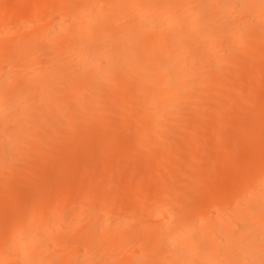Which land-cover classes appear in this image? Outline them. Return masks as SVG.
<instances>
[{
    "label": "bare ground",
    "instance_id": "1",
    "mask_svg": "<svg viewBox=\"0 0 264 264\" xmlns=\"http://www.w3.org/2000/svg\"><path fill=\"white\" fill-rule=\"evenodd\" d=\"M17 15L25 20L13 19ZM245 72L248 80L240 81ZM260 83L264 87V0H0V264H94L113 255L115 264L156 257L163 264H264V144L244 163L233 159L256 133L264 135L262 102L246 113L235 104L239 98L258 104L248 90ZM209 85L213 96L215 88L236 92L216 99ZM263 87L253 91L261 95ZM198 101L200 111L192 107ZM185 110L183 117L196 110L202 116L194 112L196 118L180 121ZM236 113L245 115L235 121ZM175 118L174 127L182 129L176 135L188 122L202 127L215 118L206 130L239 124V140L228 155L223 151L228 158L219 166L206 155L211 165L206 160L208 167L190 175L187 167L201 164L205 147L185 153L200 128L182 136L186 144L170 136L184 145L183 154L182 146L181 153L178 146L176 153L164 148L165 155H152L162 159H152L143 177L126 178V169L115 188L114 176L121 174L115 171L136 165L124 160L126 152L175 147L162 138L173 133L168 122ZM211 132L204 137L223 148ZM116 148L127 151L116 154ZM33 149L40 157L28 159ZM93 151L100 156L91 158ZM172 152L188 165L190 179L155 189L176 168L181 173ZM80 162L89 165L85 175L67 186L64 175H75ZM39 165L53 173H40ZM147 189L148 197L131 196ZM73 196L78 206L70 209Z\"/></svg>",
    "mask_w": 264,
    "mask_h": 264
},
{
    "label": "rangeland",
    "instance_id": "2",
    "mask_svg": "<svg viewBox=\"0 0 264 264\" xmlns=\"http://www.w3.org/2000/svg\"><path fill=\"white\" fill-rule=\"evenodd\" d=\"M102 2H105V1H102ZM20 16H21V18H20ZM16 17H18V18H20V19H18V18H16ZM16 17H14L13 19H16V20H19V21H21V20L24 21V20H25V18H23L22 15H17ZM22 18H23V19H22ZM16 20H15V21H16ZM22 21H21V22H22ZM16 22H17V21H16ZM36 55H37V54H36ZM33 57H34V56H33ZM248 57L250 58L251 56H248ZM247 59H248V58H247ZM248 61H249V60H248ZM248 61L246 62V67H247V69L250 68V66H251V63H250V62L248 63ZM250 61H252V59H251ZM247 64H249L250 66L248 67ZM245 73H246V75L243 74L242 76H241V75L239 76L240 79H241L240 81H244L245 79L248 80V77H249V76H248V73H247V72H245ZM245 76H247V78H246ZM242 77H244L245 79H243ZM238 79H239V78H238ZM256 84H257V83H256ZM260 85H261V83H260ZM209 87H210V88H211V87L213 88L214 86H210V85H209ZM249 87H250L251 89L254 90L257 86H255V85L253 86L252 84H250ZM254 87H255V88H254ZM262 87H263L262 85H261V86L258 85V88H256V90L258 91V89L260 90V88H262ZM210 88H207V89H206L205 94H206V92H207V95H208V93H210V91H212V89H210ZM222 88H223V91H224V89H226V90L228 89V91H227V92H229L228 94H227V92L225 91L227 95L230 94V92H231L230 90H232V89L234 90V92H236V90L234 89V87H231V86H229V87H221V88H219V89H222ZM229 89H230V90H229ZM246 89H247V90L249 89V88H248V85H247V88H246ZM215 90H216V93H217L216 96L218 95V97H219V95L221 94V96H223V97L225 96L224 98H226V99L229 100L228 96H227L225 93H223V92H222V93H219L221 90H219L218 92H217V89H216V88H215ZM253 90H250V89H249L248 91H250V92H248V94L251 93V92H253V94H254V96L256 97V99H257V97H258V100H257V101H260V102H258V104H257L256 101H255V103L246 101L245 104L248 103L247 106L249 107V106L251 105L252 108H250L251 106H250L249 108H248V107L245 108V107H246V105L244 104V101H245V100L242 101L243 104L241 105V103H242V102L240 101L241 98H239V99L237 98V99L239 100V102H241V103L239 104V103H238V100H237V102L235 101V104H236L237 106L239 105L241 108L236 107V110H239V109L242 110V109H243L242 111H244L245 113H246L247 111H248V112H255V111H257L259 108H261V107L264 105V104H263V103H264V101H263L264 98H263V99L261 98L262 96L264 97V94H263V93H264V92H263L264 87H263V90H262V94H261V95H260L261 92L258 94L259 91L257 92V91H253ZM213 91H214V88H213ZM213 91H212L211 94H209V95H212L213 93H215V91H214V92H213ZM234 92L232 91L231 93L234 94ZM246 93H247V92H246ZM205 94H203V95H205ZM207 95H206V97L209 96V95H208V96H207ZM216 96H215V95H214V96L212 95V97H214V98H216ZM221 96H220V97H221ZM229 96H231V94H230ZM248 96H249V95H248ZM250 96H251V94H250ZM254 96H253V97H254ZM204 97H205V96H204ZM212 97L210 96V98H212ZM208 99H209V98H207L206 101H207ZM216 99H217V98H216ZM216 99H213V98H212V101H211V99H210V101H211V102H214V103L216 102V104L219 103V104H220V107L222 108L221 105L225 104L224 100L226 101V99H224L223 102H222V100H221V102H222L223 104H221V103L219 102L220 99H219V101H217ZM221 99H222V97H221ZM261 99H262V100H261ZM214 100H216V101H214ZM228 100H227V101H228ZM242 100H243V99H242ZM204 101H205V100H203V102H204ZM210 101H207V102L209 103V108L212 107V106H210V104H211ZM200 102H202V101H200ZM203 102H202V103H203ZM261 102H262V103H261ZM260 103H261V107L259 106ZM200 104H201V103H200ZM200 104H199V101H198V102H196V105H195V104H194V105L191 104V105H193L192 107H194V106H195V108L197 107L196 109L199 110V109H198V108H199L198 105H200ZM205 104H207V103L204 102V105H205ZM212 104H213V103H212ZM212 104H211V105H212ZM191 105H190V107H188V108H190L192 111L195 110L194 108L191 107ZM207 105H208V104H207ZM207 105H205V106L207 107ZM233 105H234V103H233ZM243 105H245V106L243 107ZM255 105H256V106H255ZM200 106H201V105H200ZM205 106H204V107H205ZM217 106L219 107V105H217ZM202 107H203V104H202ZM202 107H200V108H202ZM204 107H203V108H204ZM231 107H232V106H231ZM234 107H235V106H234ZM234 107H232V108L229 110V112H230V111H231V113H232V111L236 112L235 110H233ZM253 107H255L257 110H253ZM207 108H208V107H207ZM209 108H208V109L205 108V109L208 110V111H210ZM216 108H217V107H216ZM237 108H238V109H237ZM255 108H254V109H255ZM205 109H202V110L204 111V114H203V115H205L206 112L208 113V111L205 112ZM234 109H235V108H234ZM251 109H252V110H251ZM197 110L194 111V112L196 113V115H197V114H198V115L200 114V115L202 116V113L197 112ZM202 110H201V112H203ZM212 110H213V111H212ZM186 111H187V110H185V111L181 114L182 116H179V117H181L180 121H181L182 119H183L184 121H186L187 119H190V117H191V118H194V117L196 118V115H195L194 112H193L194 117H193V115L189 116L190 114H192V111H190L189 109H188V113H189V115H187V114H188V113H187V114H185V117H186V118L183 117V116H184V113H186ZM199 111H200V110H199ZM211 111H212V113H214L215 110L213 109V107H212ZM242 111H241V112H242ZM190 112H191V113H190ZM223 112H224V111H223ZM225 112H227V110H226ZM229 112H228V113H229ZM238 112H240V110H239ZM238 112H237V113H238ZM209 113H210V112H209ZM228 113H227V115H228ZM237 113H236V114H237ZM108 114H109V116H107ZM214 114H215V113H214ZM224 114H225V113H224ZM234 114H235V113H234ZM242 114H243V115H242ZM242 114L240 113L239 115H238V114L236 115L237 117L239 116V118H237L236 116L233 117V116L229 115V119L233 117V118H235V121H236V120L240 121L241 119H243V116L245 115L244 113H242ZM198 115H197V116H198ZM209 115H210V114H209ZM232 115H233V114H232ZM241 115H242V116H241ZM111 116H112V120H113L114 122H115V121L118 122V123L122 122V118H120V117H119V118H120L121 121H118L119 119H118L117 115H113V114H111V113H107V114H106V117H107L108 119H109V117H111ZM113 116H114V117H117L118 120H116V118H113ZM187 116H189V117H187ZM213 116H214V115H213ZM230 116H231V117H230ZM179 117H178V118H179ZM203 117H205V116H203ZM203 117H202V118H203ZM206 117H207V116H206ZM206 117H205V119H208V118H206ZM221 117H224V118H221V120L223 119V120L229 122L228 120H226L227 117H225V115H224V116H221ZM200 118H201V117H200ZM233 118H232V120H233ZM236 118H237V119H236ZM176 119H177V118H175V119L171 120L170 122H168V125H171V126L173 127V128H172V129H173V133H174V132H177V131H176L177 128H178V130L180 129V130L182 131V129H181L180 127H178L179 125H178V126L176 125V127H174L173 124H178L177 121H176L177 123H174V122H175L174 120H176ZM211 119H212L213 121H215V118H211ZM211 119H210V121L212 122ZM239 119H240V120H239ZM112 120H108V121H112ZM191 120H192V119H191ZM194 120H195V119H194ZM201 120L204 121V119H201ZM208 120H209V119H208ZM180 121H179V122H180ZM188 121H189V120H188ZM210 121H208V122H205V121H204V122L206 123V125H203L202 127H200L202 124L199 126V124L197 125V123H195L196 121H195V122H192V123H195V125L193 124L192 126H190L191 124H190V122H188V125L190 124V125H189L190 127H193V126H196V125L198 126V128H195V127H194L195 129H192V130H190V127H189V129H188V125H187V126L184 125L185 122H182V123H184V124H183L184 126H183V125H182V126H183V127L186 126V128H187V131H186V130L183 131V132H185L186 134H187V132H190L191 134H195V133L198 132V129H199V128H200V130H202V131H201V134H200V130H199V134L197 133L199 136H198V139L196 138V139H197L196 141H195V137L197 136V134H196V136H193V137H194V141H193V142L190 140V142L193 143L192 145H189V144H191V143L189 142V140H187V141L189 142V144H188V142L186 141L187 144H188V146H189L190 148H189V149H186L187 152H186V150H185V152L187 153V154L185 153V155H188V156H189L190 152H188V150L191 151L193 148H194L195 150H197L198 148H200V149H198V150H201V149H203V148H201V147H205V149H204L203 151H201V152H202V153H201V157H202V154H203V158H202L201 164L197 162L199 166H197V164L194 165V166H197L198 169H197L196 167L194 168V167H192V166H191V167L189 166V167H187V169H186L185 166H188V165H185V164L183 163L182 160H181V161H182L181 164H179V162H180L179 157H176V158H178V161H176L177 159H175V155H173V152H172L173 160L175 159V162H176V163L178 162V164H179L178 170H179V172H181V173H180V174L177 173L178 171H177V168H176V169H175V170H176V174H175V176H174V177L169 176V177H170L171 179H173L174 181H173V180H169V179H168L169 177H168V178H165V179H164L165 181H164L163 179H162V180H158V181H156V182H157L156 185L159 184V183L162 182V181H163L164 183H161V185H160V184L157 185L156 188H155V186H156L155 183H153V182H155V180H153V179L150 178V179H149V182H150V180H151V181H153V182H150V183H151V184L153 183V184L155 185V186H152V187H154L155 189H158V188H161V187H163V186H164V187H167V186H169V184H170V185H173V184L179 183L178 181H180V183H181L182 180H183L182 183H183V182H186V181H188V180H185V181H184V179H185V178L190 179V177H188V175H186V174H188V173H185V171H184L185 169H186V172L189 171V173H190V175H191V173L193 174V173L199 171V168H200V169H201V168L203 169L204 166H205V168L208 167V164H206V160H207L208 163H209V161H210V163H209L210 165H211L212 161L214 162V164H212L211 166H213V165H215V166H219V164H220V162H221L222 159H227V158H228V157H227V155H228L227 153H228L229 149L232 148V147H234V146H236V145H237V142H238V140H239L238 135H239V133L241 132V130H240V129H237V128H241L242 126H240L239 124H238V125L235 124V125H237V126H234V127L232 128V127H231L232 124H231V122H230L231 125H228V124H227V125H224L225 128H226V129H224V127H223V125H222L223 123L220 124V123H221L220 120L217 122V123H219V126L222 125V126H220V127H223V129H224V131H225L226 134H228V135L230 134V135H231V136L229 135L230 138H229L225 133H223L224 135L221 136V133H220L219 131H222V132H223V129H222V128H221V130L219 129V131H217V130H215L214 132L212 131L214 134L217 133V134H216L217 136H216L215 138L220 139V140H219L220 143L222 142V144H220V145H221V146L223 145L224 147L222 146L223 148H221L219 145L216 146V145H217V143H216V142H217V139H215V138L213 139V138H212V136H213L214 134L211 132L212 124H210ZM225 121H224V122H225ZM215 122H216V121H215ZM222 122H223V121H222ZM186 123H187V122H186ZM200 123H201V122H200ZM207 123L210 124L209 126H211V129H210V127H209V129H210V132L213 134V135L210 134V135H212V136L209 135V136L211 137V138L209 137V139L214 140V141L216 140V141H215L216 145H215L214 147H212L213 145H212V144L210 143V141L208 140V137H206V138L204 137L206 134L210 133L208 129H207V130H208V133H206L207 130L204 128L205 126L207 127V125H208ZM180 124H181V123H180ZM213 124H214V123H213ZM215 125H216V124H215ZM182 126H181V127H182ZM217 126H218V124H217ZM217 126H216V128H217ZM227 127L232 128V130L234 129L235 132L232 133L233 131L231 130V131H232V132H231V131L229 130L230 128L227 129ZM196 129H197V132H196ZM180 130H179V132H180ZM188 130H190V131H188ZM226 130H229V131L226 132ZM238 130H239V132H238ZM194 131H195V132H194ZM203 131H204V133H206V134H203ZM183 132H182V133H183ZM192 132H193V133H192ZM173 133H171L170 135H164V136L162 137V138L165 137V141H167V142H165V144H168V142H171L170 144H173V143H174L173 145H174L175 147L172 146L173 148H171V145L169 144V145H170V148L167 147L168 145H164V146L162 145V146L158 147V148H160V149L157 148L158 150H156V151H154V152H150V153H148V152L145 151V150H143L144 152H141V153H139V151H138L137 154H136V151H132V152H131L132 154L130 153V151H128L129 154H127V152H126L125 157H126L127 159H124V160L129 161L130 163L133 162V163L136 164V165L133 166V167H130L129 165H125V167H122L121 169L116 170V171H115L116 174H117V173H121V174H118V175L116 176V178H115L114 175H116V174H115V172L113 173L114 179H117V180H115L114 187L116 188V186H117V187L119 188V186H118L119 184H120V187H121V185H122L121 182H123V181H119L118 179H123V178H125V177L122 178V176L124 175L122 172H125V171H127V170L130 172V174H129L130 177H128V176H129L128 174H127V176H126V174H125L126 178H131L132 180H137V177H138V180H139L141 177H143V175H144V173L146 172V170L149 169V168L151 167V165L149 164L150 161H151V163H152L153 165H155V164H154L155 161L152 162V159L155 160L156 158H159V159H156L157 161H159L160 159H162V156H161V158H160V156H159L158 154H157V156H154V157H155V159H154L153 156H152L153 154L156 155V153H159V152H160L159 154H161V153H163V152L166 154L167 151H168V153H169V149H170L171 151H174V149L176 148V146H178V148H177V149H178V150H177L178 152H180L181 149H182V147H183V150L181 151L182 154H183V152H184V148H185V147H184V145L181 143V141H184V143H185V140H184V139H185V137H184V134H185V133H184L183 135H180V134H179V135H176L178 132H177V133H174V134H173ZM190 133H189V134H190ZM237 134H238V135H237ZM173 135L178 136V138L181 137V138H179V139L177 138V140H181V141H180V142H176V143H180V144H182V145H181L182 147L179 146V144L175 145V142H174V141L176 140V136L173 137ZM225 135H226V136H225ZM170 136H171L172 138H175V140L172 141L171 138L168 139ZM182 136H183L184 139L182 138ZM166 137H167V138H166ZM193 137H191L192 140H193ZM224 137H228L229 139H228V138H224ZM158 138H159V137H158ZM231 138H233V139H231ZM182 139H183V140H182ZM168 140H170V141H168ZM232 140H234V141H232ZM263 140H264V135H262V134H260V133H256V134L253 136L252 140H251L250 142L247 143L248 145L246 144V146H244V148H241L240 152H239L237 155H235L236 157L234 156V158H233L234 160H235V158H236V159H237V158H240V159L235 160V162H241V163H244L245 161H247V159H248V158H249V157H250V156H251V155L257 150V148L260 147V146H262V145L264 144V143H263V142H264ZM207 141H208V142L210 143V145H211V147H209L210 145L208 144V147H207L208 149L206 148V146H204L205 143H207ZM235 141H237V142H235ZM256 141H257L258 143H256ZM212 142H213V141H212ZM231 142H232V143H231ZM215 143H214V144H215ZM230 143H231L232 145H231ZM185 144H186V143H185ZM218 144H219V143H218ZM229 144H230V146L227 147ZM233 144H234V146H233ZM250 144H251V145H250ZM252 145H253V147H252ZM165 146H166V147H165ZM186 146H187V145H186ZM249 146H251V147L248 148ZM180 147H181V149H180ZM191 147H193V148H191ZM216 147H218V148H220V149H217ZM164 148H165V151L162 150V149H164ZM186 148H187V147H186ZM167 149H168V150H167ZM221 149H222V150H221ZM252 149H253V151H252ZM31 150H32V149H31ZM34 150H35V151H34ZM124 150L127 151V150L124 149V148H116V149L114 150V153H116V154H120V155H121V154L124 152ZM161 150H162L163 152H161ZM195 150H194V151H195ZM205 150H206V151H205ZM209 150H210V152H209ZM212 150L214 151L213 154H212ZM33 151H34V152H33ZM33 151H31L32 153L29 152L30 156H27L28 159H29V157L33 156L34 153L37 152L36 149H33ZM157 151H158V152H157ZM215 151L217 152V154H216ZM223 151H224V152L226 151L227 153H226V152H225V153H226L227 155L224 154ZM174 152L176 153V149H175ZM181 152H180V153H181ZM191 152H192V151H191ZM37 153H39V156H38V154H36V155H37L38 157H40V152H37ZM164 153H163V154H164ZM175 153H174V154H175ZM180 153H179V154H180ZM204 153H205V154H204ZM32 154H33V155H32ZM138 154H140L141 156H139ZM165 154H164V155H165ZM214 154H216V156H215ZM242 154H243V155H242ZM246 154H247V156L250 154V156L247 157ZM89 155H90L91 158H96V157H99V156H100V153H98V151H93V152H91ZM135 155H136V156H135ZM137 155H138V156H137ZM143 155H144L146 158H145ZM185 155H184V156H185ZM206 155L209 157V159L211 158L212 161L209 160L208 157H206ZM222 155H223V156H222ZM182 156H183V155H182ZM34 157H35V156H34ZM38 157H35L36 160L33 158V161H35V163H36V162H39V161H37V160H38ZM185 157H186V156H185ZM205 157H206L207 159H206ZM217 157H218V158H217ZM27 158H26V159H27ZM246 158H247V159H246ZM28 159H27V161H28ZM39 159H40V158H39ZM203 159H204V160H203ZM146 160H148V162H146ZM28 162H30V160H29ZM31 163H32V161H31ZM182 163H183V164H182ZM27 164H28V163H27ZM27 164H25V165L27 166ZM32 164H33V163H32ZM140 164H142V165L140 166ZM147 164H148V165H147ZM203 164H204V166H203ZM25 165L23 164V167H24ZM28 165H30V164H28ZM180 165H183V167H182L183 169L180 168ZM200 165H201V166H200ZM206 165H207V166H206ZM37 166H38V165H37ZM79 166H80V167H79ZM86 166H89V165L86 164L85 162H80L79 165L75 166V167H76V170H77V173L79 172V174H77V173H76L77 175H76V174H75V175H73V174H71V175L68 174L67 177H66V175H64L65 177H63V183H64L65 181L68 180L66 183H67V186H69V183H70V182H73V181H72V180H74L73 178H77V176H78V177H82V176H84L85 173H83V172H81V171L83 170L82 168H84V171H85V170H86ZM128 166H129V167H128ZM137 166H138V167H137ZM146 166H149V167H146ZM145 167H146V168H145ZM184 167H185V168H184ZM41 168H42V169H41ZM44 168H45V167H44ZM79 168H80V169H79ZM128 168H129V169H128ZM36 169H38V167H37V168L35 167V170H36ZM39 169L41 170L40 173H42V174H43V173H45V174L47 173L46 176H49V175H51V174L53 173V170L49 171L48 168H45V169H46V170H45V169H43V167L40 166V165H39ZM126 169H127V170H126ZM191 169H193V170H195V171H193V170H191ZM19 170H20V169H19ZM43 170H44V172H42ZM130 170H131V171H130ZM182 170H183V171H182ZM190 170H191V171H190ZM20 171H21V170H20ZM117 171H118V172H117ZM128 171H127V172H128ZM192 171H193V172H192ZM38 172H39V171H38ZM38 172H35V173L38 174ZM125 173H126V172H125ZM131 173H132V174H131ZM138 173H139V175H138ZM122 174H123V175H122ZM133 174H134V175H133ZM181 174H182L183 176H185V177H184L183 179H180V177H179L180 180H176V176H177V175H180V176H181ZM141 175H142V176H141ZM69 176H71V177H70L71 179L69 178ZM74 176H75V177H74ZM134 176H135V178H134ZM72 177H73V178H72ZM65 178H66V180H65ZM67 178H68V179H67ZM181 178H182V177H181ZM167 179H168L169 181H168ZM166 181H168V182H166ZM170 181H171V182H170ZM172 181H173V182H172ZM68 182H69V183H68ZM94 182H95V181H94ZM98 182H99V180L96 181L94 184L99 185ZM165 182H166V184H165ZM66 183H65V185H66ZM99 183H100V182H99ZM168 183H169V184H168ZM153 184H152V185H153ZM167 184H168V185H167ZM65 185H64V187H67V186H65ZM166 185H167V186H166ZM164 187H163V188H164ZM131 191H132V193H133V192H135V193L132 194ZM131 191H130V193H131V196H132V197H133L135 194L140 195L141 197H142V196H143V197H148V196L151 194L150 191H149L148 189H147V190H142L141 192H139L140 190H139V191H138V190H131ZM137 191H138V193H136ZM145 191H146V192H145ZM148 191H149L150 194L148 193ZM73 197H75V198L69 199V202L67 203V207H68V208H69V206H70L69 204H71L72 208H70V209H73V208L75 209V208L78 206V200H79L78 198H79V197H78V196H73ZM76 197H78V198H76ZM118 197H119V198H118ZM118 197H117L118 200H122V197H121V196H118ZM125 197H126V196H125ZM125 197H123V198H125ZM143 197H142V198H143ZM75 199H76L77 201H76ZM74 201H75V202H74ZM71 202H72V203H71ZM76 202H77V203H76ZM73 206H76V207H73ZM159 222H160V221H154L155 224H156V223H159ZM154 223H152V224H154ZM160 223H161V222H160ZM160 223H159V224H160ZM154 226L156 227V226H159V225L156 224V225H154ZM1 234H2V233H1ZM133 247H134V248H137V247L131 245V249H130V250H134ZM69 248L71 249V248H74V247L71 246V247H69ZM96 251L98 252L99 250H96ZM123 251H124V250H123ZM123 251H120L119 254H121V252H123ZM63 252H64V251H63ZM95 253H96V252H95ZM94 255H95V254H94ZM99 255H101V252H100V253H96L95 256L98 257ZM113 256H115V257H114V258L112 257V258L115 259V260L117 261V259H116L117 256H116V255H113ZM119 256H120V255H119ZM100 257H101V256H100ZM100 257H98V258L96 259V262H95L94 264H106V263H107V264H112V263L114 262V260H113L110 256H109L110 259H108V258H109L108 256H107L108 258L106 257L107 259L104 258L105 256H102L101 258H100ZM157 258H158V257H156V259H150V261L147 260L148 262H146V264H163V263H165V260L160 259V258L157 259ZM116 261H115L113 264H115Z\"/></svg>",
    "mask_w": 264,
    "mask_h": 264
}]
</instances>
